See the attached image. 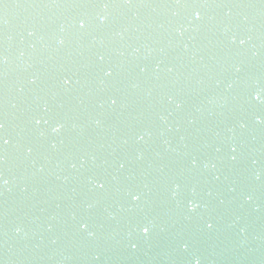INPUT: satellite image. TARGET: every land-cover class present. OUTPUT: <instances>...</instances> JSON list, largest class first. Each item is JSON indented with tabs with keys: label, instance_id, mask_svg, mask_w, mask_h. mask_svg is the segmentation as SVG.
I'll return each mask as SVG.
<instances>
[{
	"label": "water",
	"instance_id": "water-1",
	"mask_svg": "<svg viewBox=\"0 0 264 264\" xmlns=\"http://www.w3.org/2000/svg\"><path fill=\"white\" fill-rule=\"evenodd\" d=\"M0 125V264H264V0H0Z\"/></svg>",
	"mask_w": 264,
	"mask_h": 264
},
{
	"label": "snow or ice",
	"instance_id": "snow-or-ice-1",
	"mask_svg": "<svg viewBox=\"0 0 264 264\" xmlns=\"http://www.w3.org/2000/svg\"><path fill=\"white\" fill-rule=\"evenodd\" d=\"M80 27L83 28V27H84V24L81 23ZM254 99L259 101V100L261 99V93H259V92L256 93V94L254 95ZM112 103L115 104L116 101L113 100ZM2 127H3V125H0V128H2ZM57 130H58V129H57ZM100 186L103 187V184H101ZM130 195H131L132 200H134V201H135V200H139V196H138V195L133 194V193H130ZM193 207H195V206L193 205ZM209 227H211V225H209ZM143 232H144L145 234H147V233L149 232V228H148V227H144V228H143Z\"/></svg>",
	"mask_w": 264,
	"mask_h": 264
}]
</instances>
